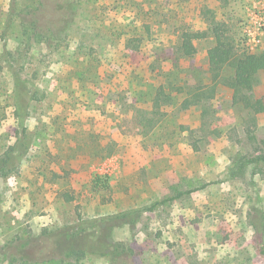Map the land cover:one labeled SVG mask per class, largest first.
I'll use <instances>...</instances> for the list:
<instances>
[{
	"label": "rangeland",
	"instance_id": "rangeland-1",
	"mask_svg": "<svg viewBox=\"0 0 264 264\" xmlns=\"http://www.w3.org/2000/svg\"><path fill=\"white\" fill-rule=\"evenodd\" d=\"M213 22L264 49V33L253 50L246 38L264 0H0V264H264V164L231 176L264 154V113L250 110L264 73L239 104L219 84L203 106L178 98L157 114L158 83L125 78L129 38L163 57L182 30L205 31L181 64L190 90L208 84ZM14 72L40 100L15 101ZM87 245L109 247L65 256Z\"/></svg>",
	"mask_w": 264,
	"mask_h": 264
},
{
	"label": "trees",
	"instance_id": "trees-1",
	"mask_svg": "<svg viewBox=\"0 0 264 264\" xmlns=\"http://www.w3.org/2000/svg\"><path fill=\"white\" fill-rule=\"evenodd\" d=\"M149 31V28L146 27ZM209 35L213 38L214 44L206 52L207 61V75L209 77V83L202 86H194L193 90H190V76L184 71V67L181 62L188 58V54L193 47V41L196 39L204 38L207 32H190L188 30H182L177 37V40L173 44V54H166L163 57L152 56L146 54V46L142 39L129 38L126 45L134 52L133 56H126V62L129 66L125 72L127 81L133 85H142L145 82L158 83L155 87V92L151 97V107L154 110L153 113H160L162 105H170L174 99H180V109L188 110L192 106H203L206 101L211 100L214 97L216 87L221 84L228 87L232 91L231 100L233 104H239L247 98V93L252 88V78L257 73H264V49L258 52H247L240 47L241 40H236L227 33L222 26L213 22L208 26ZM159 69L158 76H146L149 73L148 67ZM229 70V75H224V71ZM14 90L13 95L15 101L17 100H32L38 99V94L31 92L21 79V76L17 72L12 76ZM177 83H181L177 85ZM166 84V85H165ZM164 86H168L170 90L178 93L173 98L171 95L166 94ZM40 98V97H39ZM250 110L253 114L264 113V96L255 99L250 104ZM163 113V112H162ZM203 114V112H202ZM164 115V113L162 114ZM197 150L198 148H193ZM113 151L106 154L105 158L110 156ZM97 160H101L102 156H98V153L94 157ZM14 160V159H11ZM13 162V167H16V161ZM259 163L264 164V154L255 155L253 157H247L241 160L235 170H232L231 176L242 177L250 165H257ZM11 165V163H8ZM7 164H0V177L6 175L1 172L5 169ZM210 185L205 183L199 189ZM92 186L95 189H107L106 179L95 176L92 180ZM62 197L67 202L73 200L72 196L68 193H63ZM155 204L150 207L144 208V211H153ZM137 213V214H135ZM135 214L138 217L140 211H134L133 213L127 212L121 214V218L130 217ZM254 240L256 241L258 253L264 256V241L262 232L255 234ZM109 246H83L77 248V250L68 249L65 256L70 254H105L104 250H107Z\"/></svg>",
	"mask_w": 264,
	"mask_h": 264
},
{
	"label": "built area",
	"instance_id": "built-area-1",
	"mask_svg": "<svg viewBox=\"0 0 264 264\" xmlns=\"http://www.w3.org/2000/svg\"><path fill=\"white\" fill-rule=\"evenodd\" d=\"M247 31L248 26L245 27ZM264 33V23H262V27H257L255 32H251L248 30L246 32V38H247V46L249 45V49L253 50L254 47H257L261 44V36Z\"/></svg>",
	"mask_w": 264,
	"mask_h": 264
}]
</instances>
